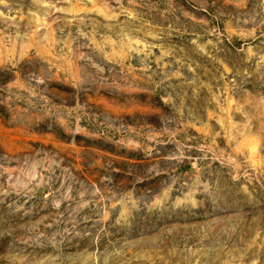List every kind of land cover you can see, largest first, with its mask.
<instances>
[{
  "label": "rangeland",
  "instance_id": "1",
  "mask_svg": "<svg viewBox=\"0 0 264 264\" xmlns=\"http://www.w3.org/2000/svg\"><path fill=\"white\" fill-rule=\"evenodd\" d=\"M0 264H264V0H0Z\"/></svg>",
  "mask_w": 264,
  "mask_h": 264
}]
</instances>
